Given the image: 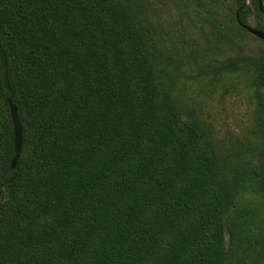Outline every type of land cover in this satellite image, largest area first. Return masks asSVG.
<instances>
[{
  "label": "trees",
  "instance_id": "obj_1",
  "mask_svg": "<svg viewBox=\"0 0 264 264\" xmlns=\"http://www.w3.org/2000/svg\"><path fill=\"white\" fill-rule=\"evenodd\" d=\"M161 1L0 0V264H264L262 0H178L205 47L261 44L210 69L255 101L235 140L177 96Z\"/></svg>",
  "mask_w": 264,
  "mask_h": 264
},
{
  "label": "rangeland",
  "instance_id": "obj_2",
  "mask_svg": "<svg viewBox=\"0 0 264 264\" xmlns=\"http://www.w3.org/2000/svg\"><path fill=\"white\" fill-rule=\"evenodd\" d=\"M181 1L172 5L170 0H162L154 19L161 26L164 42L174 58L177 96L217 138L243 139L248 134L252 137L256 106L244 77L224 76L218 80L212 77L210 69L229 57L256 53L260 42L249 37L235 46L205 47L203 22L196 16V9L186 10ZM250 23H254L253 18ZM253 218L255 228L264 229V207L258 203Z\"/></svg>",
  "mask_w": 264,
  "mask_h": 264
},
{
  "label": "water",
  "instance_id": "obj_3",
  "mask_svg": "<svg viewBox=\"0 0 264 264\" xmlns=\"http://www.w3.org/2000/svg\"><path fill=\"white\" fill-rule=\"evenodd\" d=\"M259 8H260L261 12L264 11V5H263L262 1H259ZM240 24L245 29H247L250 33H252L255 36H257L258 38H261L264 40V31L263 30H258L255 27H253L252 25L244 24L242 22H240ZM0 60L3 64V68H4L5 83H6L7 88H9L10 83H9V74H8V68H7V57H6V53H5L4 49L1 46V43H0ZM9 105H10V114H11V118H12V122H13V129H14V148H15V155L12 159V165L11 166L13 169H15V167L18 163L19 157L21 155V152H22L23 131H22V125L20 122V118L18 115L17 106L15 104H13L11 100L9 101Z\"/></svg>",
  "mask_w": 264,
  "mask_h": 264
}]
</instances>
